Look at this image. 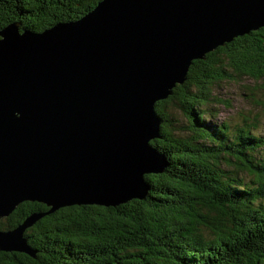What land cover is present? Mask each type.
Listing matches in <instances>:
<instances>
[{"label": "water", "instance_id": "1", "mask_svg": "<svg viewBox=\"0 0 264 264\" xmlns=\"http://www.w3.org/2000/svg\"><path fill=\"white\" fill-rule=\"evenodd\" d=\"M264 26V0H100L75 21L0 30V250L35 255L24 231L69 205L144 198L165 156L154 105L194 59Z\"/></svg>", "mask_w": 264, "mask_h": 264}, {"label": "trees", "instance_id": "2", "mask_svg": "<svg viewBox=\"0 0 264 264\" xmlns=\"http://www.w3.org/2000/svg\"><path fill=\"white\" fill-rule=\"evenodd\" d=\"M99 1L0 0V30L18 22L19 29L39 32L80 19ZM244 77L264 79V26L193 60L186 80L155 102L160 136L150 143L167 164L145 174L144 198L59 207L24 231L39 253L0 250V264H264V157L254 155L264 148V134L254 133L259 114L232 130L225 121L215 133L206 120L219 113L215 103L225 102L213 95L215 84ZM166 104L187 115L189 136L168 127ZM48 209L23 201L0 227Z\"/></svg>", "mask_w": 264, "mask_h": 264}, {"label": "rangeland", "instance_id": "3", "mask_svg": "<svg viewBox=\"0 0 264 264\" xmlns=\"http://www.w3.org/2000/svg\"><path fill=\"white\" fill-rule=\"evenodd\" d=\"M244 34H247V33H244ZM236 37L237 36H235L234 38ZM219 46L220 45H218L216 48H218ZM216 48H214L211 51H214ZM191 64L188 66L187 71L185 72V79L187 78ZM263 82H264V79L262 81L260 80L254 81L251 78L244 77L238 81L224 80V81L219 82L218 84H215L213 95L217 97L218 99H224L225 102L224 103L217 102L215 103V106L213 105L214 109L216 111H219V113L216 115L214 119L210 117L209 118L206 117V120L208 121V125L211 131L214 133L217 132L219 129V126L225 123V121H228L229 127H231V130H232L236 128V124L238 125L242 124L241 121L243 117L248 116L250 118V117H253L257 113L259 114V116L255 124L256 126H254L256 128L254 130V133L264 134V105L260 106V102L264 99V89H262ZM250 89H255V93L257 94L255 97L251 94ZM248 92H249V95L247 94ZM255 100L257 102H255ZM169 105L170 104H166L164 106V109H166L165 113L168 114L167 122L172 123V125L168 127L172 129L173 127H175V131H174L175 136L177 135H180L182 137L189 136L190 135L188 134V129H190L189 118L181 110V108L176 107V106H169ZM154 108H155V105H154ZM254 155L257 158H260L261 155L264 157V148L262 149L257 148ZM105 207H111V206H105ZM7 217L8 216L0 218V221H3V222L6 221ZM200 229L201 231H203V233H205L204 232L205 230H203V226H200ZM212 245L213 244H210L209 246H212ZM215 249H216L215 251H217L216 252L217 254L220 253L219 248H215ZM35 251H36V254L39 253L38 250H35Z\"/></svg>", "mask_w": 264, "mask_h": 264}, {"label": "bare ground", "instance_id": "4", "mask_svg": "<svg viewBox=\"0 0 264 264\" xmlns=\"http://www.w3.org/2000/svg\"><path fill=\"white\" fill-rule=\"evenodd\" d=\"M221 46V45H220ZM195 60V59H194ZM186 80V79H185ZM183 83V82H182ZM160 135V134H159ZM158 138V137H157ZM155 139V138H154ZM153 140V139H152ZM155 148V147H154ZM165 156V155H164ZM166 158V157H165ZM151 173H158V172H151ZM146 174V173H145ZM145 174H144V177H145ZM148 189H149V186L147 185ZM148 192V191H147ZM19 205V204H18Z\"/></svg>", "mask_w": 264, "mask_h": 264}, {"label": "flooded vegetation", "instance_id": "5", "mask_svg": "<svg viewBox=\"0 0 264 264\" xmlns=\"http://www.w3.org/2000/svg\"><path fill=\"white\" fill-rule=\"evenodd\" d=\"M27 239H28V238H27ZM1 251H2V250H1ZM6 252H12V253H13V252H17V251H6ZM18 253H21V252L19 251Z\"/></svg>", "mask_w": 264, "mask_h": 264}]
</instances>
